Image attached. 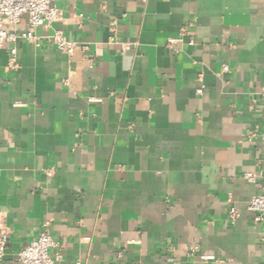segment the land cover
<instances>
[{
	"label": "crops",
	"instance_id": "crops-1",
	"mask_svg": "<svg viewBox=\"0 0 264 264\" xmlns=\"http://www.w3.org/2000/svg\"><path fill=\"white\" fill-rule=\"evenodd\" d=\"M55 6L0 48V264L44 222L57 264H264V0Z\"/></svg>",
	"mask_w": 264,
	"mask_h": 264
},
{
	"label": "built area",
	"instance_id": "built-area-1",
	"mask_svg": "<svg viewBox=\"0 0 264 264\" xmlns=\"http://www.w3.org/2000/svg\"><path fill=\"white\" fill-rule=\"evenodd\" d=\"M57 0H0V48L6 47L9 59V67L11 70L16 69L15 56L17 53V44L20 41L30 42L35 40L32 33L36 28L49 29L53 23L59 20L58 10L55 6ZM27 17V23L31 29L30 33H19L16 28L20 25L22 17ZM181 31V35H184ZM50 41L61 52L71 56L76 49V44L65 40L62 35L55 33ZM180 39L169 41V45H174ZM190 43H192L190 41ZM131 45L121 44L122 52H127ZM227 70L226 67L223 68ZM202 89L197 90V94H201ZM261 101L264 107V89L260 94ZM264 179V175L262 176ZM247 183L254 184L256 176L253 174L244 175ZM227 204L229 205V220L234 224L238 214L235 207L232 205L231 197H228ZM248 210L253 214V222L260 223L264 221V187L261 193L252 197L248 204ZM49 223L44 222L37 237L26 245L17 255L16 264H57L60 261L61 255L56 253L58 243L53 240L49 234ZM8 237L7 235L0 236V259L4 256ZM204 259L212 260L213 257L207 256Z\"/></svg>",
	"mask_w": 264,
	"mask_h": 264
}]
</instances>
